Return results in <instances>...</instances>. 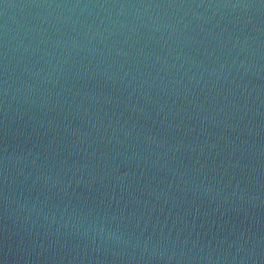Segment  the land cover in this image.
Listing matches in <instances>:
<instances>
[{
  "label": "water",
  "instance_id": "95a60500",
  "mask_svg": "<svg viewBox=\"0 0 264 264\" xmlns=\"http://www.w3.org/2000/svg\"><path fill=\"white\" fill-rule=\"evenodd\" d=\"M0 264H264V3L0 0Z\"/></svg>",
  "mask_w": 264,
  "mask_h": 264
},
{
  "label": "snow or ice",
  "instance_id": "6c2138e0",
  "mask_svg": "<svg viewBox=\"0 0 264 264\" xmlns=\"http://www.w3.org/2000/svg\"><path fill=\"white\" fill-rule=\"evenodd\" d=\"M262 3H264V0H261Z\"/></svg>",
  "mask_w": 264,
  "mask_h": 264
}]
</instances>
